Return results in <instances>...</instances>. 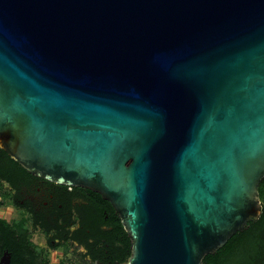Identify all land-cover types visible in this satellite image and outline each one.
Wrapping results in <instances>:
<instances>
[{"label":"water","instance_id":"water-1","mask_svg":"<svg viewBox=\"0 0 264 264\" xmlns=\"http://www.w3.org/2000/svg\"><path fill=\"white\" fill-rule=\"evenodd\" d=\"M0 148L205 264L262 215L264 0H0Z\"/></svg>","mask_w":264,"mask_h":264},{"label":"flooded vegetation","instance_id":"flooded-vegetation-1","mask_svg":"<svg viewBox=\"0 0 264 264\" xmlns=\"http://www.w3.org/2000/svg\"><path fill=\"white\" fill-rule=\"evenodd\" d=\"M2 151L0 264H122L131 241L110 202L87 188L35 177ZM259 222L242 234L256 240L253 253L264 259Z\"/></svg>","mask_w":264,"mask_h":264},{"label":"trees","instance_id":"trees-1","mask_svg":"<svg viewBox=\"0 0 264 264\" xmlns=\"http://www.w3.org/2000/svg\"><path fill=\"white\" fill-rule=\"evenodd\" d=\"M0 152L3 151L0 149ZM259 198L261 203L264 204V179L259 186ZM261 222H264V211L260 217L259 223ZM254 242H256L255 239L238 233L216 255L207 256L205 264H264V259L253 253L256 250ZM123 252L121 262L122 264H128L131 251L127 252L124 248Z\"/></svg>","mask_w":264,"mask_h":264}]
</instances>
